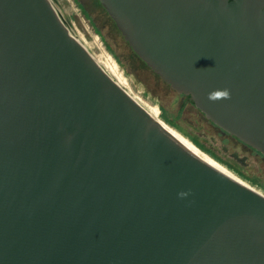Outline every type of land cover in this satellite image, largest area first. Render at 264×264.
<instances>
[{
    "label": "water",
    "instance_id": "95a60500",
    "mask_svg": "<svg viewBox=\"0 0 264 264\" xmlns=\"http://www.w3.org/2000/svg\"><path fill=\"white\" fill-rule=\"evenodd\" d=\"M99 2L0 0V264H264V0Z\"/></svg>",
    "mask_w": 264,
    "mask_h": 264
},
{
    "label": "clouds",
    "instance_id": "9594fccd",
    "mask_svg": "<svg viewBox=\"0 0 264 264\" xmlns=\"http://www.w3.org/2000/svg\"><path fill=\"white\" fill-rule=\"evenodd\" d=\"M125 73H126V75H133V74L127 72L126 69H125ZM208 99L211 102H219L221 100H230L231 99V92L227 88L222 89V90H219V89L218 90H214L213 92L209 93ZM180 195H181V197H184V196H186L188 194L187 193H181Z\"/></svg>",
    "mask_w": 264,
    "mask_h": 264
},
{
    "label": "trees",
    "instance_id": "16d2710c",
    "mask_svg": "<svg viewBox=\"0 0 264 264\" xmlns=\"http://www.w3.org/2000/svg\"><path fill=\"white\" fill-rule=\"evenodd\" d=\"M137 56V55H136ZM189 100H190V98L189 97H187ZM166 122L167 123H169L171 126L173 125V124H171L169 121H167L166 120ZM174 127V126H173ZM199 148H201V146H199L197 143H195ZM202 149V148H201ZM202 150H204L205 152H207L205 149H202ZM208 153V152H207ZM208 154H210V153H208ZM211 155V154H210ZM213 156V155H212ZM214 157V156H213ZM215 158V157H214ZM216 159V158H215Z\"/></svg>",
    "mask_w": 264,
    "mask_h": 264
},
{
    "label": "rangeland",
    "instance_id": "374dc122",
    "mask_svg": "<svg viewBox=\"0 0 264 264\" xmlns=\"http://www.w3.org/2000/svg\"><path fill=\"white\" fill-rule=\"evenodd\" d=\"M254 150V149H253ZM258 153V152H257ZM258 156H259V158L261 159V160H263V156L260 154V153H258Z\"/></svg>",
    "mask_w": 264,
    "mask_h": 264
},
{
    "label": "flooded vegetation",
    "instance_id": "af4514ba",
    "mask_svg": "<svg viewBox=\"0 0 264 264\" xmlns=\"http://www.w3.org/2000/svg\"><path fill=\"white\" fill-rule=\"evenodd\" d=\"M98 1V3H99V5L102 7V5L100 4V2H99V0H97ZM103 8V7H102ZM104 9V8H103Z\"/></svg>",
    "mask_w": 264,
    "mask_h": 264
}]
</instances>
